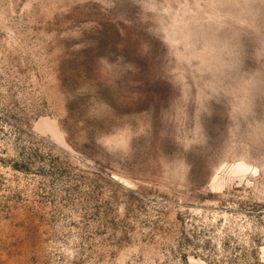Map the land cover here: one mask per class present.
I'll list each match as a JSON object with an SVG mask.
<instances>
[{
  "label": "rangeland",
  "instance_id": "374dc122",
  "mask_svg": "<svg viewBox=\"0 0 264 264\" xmlns=\"http://www.w3.org/2000/svg\"><path fill=\"white\" fill-rule=\"evenodd\" d=\"M0 264H264V0H0Z\"/></svg>",
  "mask_w": 264,
  "mask_h": 264
}]
</instances>
